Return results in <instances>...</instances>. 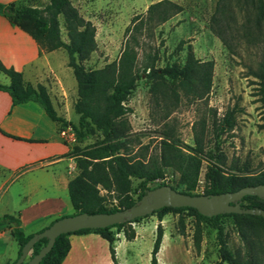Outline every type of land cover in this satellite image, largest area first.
<instances>
[{
    "label": "trees",
    "instance_id": "obj_1",
    "mask_svg": "<svg viewBox=\"0 0 264 264\" xmlns=\"http://www.w3.org/2000/svg\"><path fill=\"white\" fill-rule=\"evenodd\" d=\"M181 9V4L173 0L149 3L145 13L134 14L125 27L128 37L119 56L103 66L86 67L83 60L96 47V28L71 0H47L43 4L31 0L0 2V14L28 32L40 48L45 51L60 47L65 49L67 65L72 68L76 79L77 96L73 101V109L79 114L78 121L75 123L58 113L44 84L26 82L20 70L5 66L1 61L0 72L7 75L9 81H0V89L8 92L13 104L29 100L39 103L46 115L57 124L58 129L70 125L77 133L83 134L90 126L99 134L93 142L84 146H73L70 150L79 169L67 184L73 213L108 212L129 207L141 198L151 183L164 177L167 167L178 173L177 187H172L189 194L220 193L233 191L244 185L264 183V168L250 171L232 162L227 164L226 155L218 141L215 142L214 151L205 150L204 137L208 127L205 116L199 120L200 131L195 132L194 144L183 142L165 120L159 130V141L154 151H148L149 145L143 144L132 130L127 117L131 111L127 100L138 80L142 79L147 83L152 102L162 109L163 119L169 117L173 107L183 98L187 101L203 98L211 88L213 60L200 59L191 50H188L182 61L174 60L164 65L157 64V51H144L139 57L138 34L142 32L144 25L149 27L162 23ZM236 11L243 13L245 21L233 31L231 20H235ZM59 15L63 17L67 40L61 37ZM210 28L231 51L234 48L230 39L237 36H244L252 42L263 41L264 0H216ZM250 73L256 79L255 93L262 106V122L259 126L264 128V58L258 62L256 68L250 69ZM234 112L235 108L226 109L217 121L216 111L213 110L210 122L217 130V135L233 128ZM135 145L137 148L134 150ZM204 162L202 190L199 191L197 188L200 186ZM134 179L138 181L134 188L137 191L136 197L132 195ZM114 199L116 201L108 205V201ZM240 203L244 207L264 209V197L257 194H245ZM185 209L199 218L211 221L217 228L219 256L223 262L259 264L253 254V245L264 234L262 214L224 212L207 216L192 206L172 205L161 206L147 214H156L161 220L167 212H181ZM145 215L106 226L82 227L62 232L55 237L52 247L38 264H60L70 247L69 234L89 231L99 233L108 241L110 256L118 264L115 252L117 233L122 230L126 239L134 238L135 229L131 222L138 221ZM224 215H231L235 219L240 234L248 244L244 253L229 248L219 222V218ZM4 229H9L12 238L16 240L18 256L22 246L34 232L26 233L22 229L17 213H4L0 216V230ZM162 236L163 226L158 222L150 264H159L157 253L161 250ZM46 242L45 236L35 240L29 256L37 253Z\"/></svg>",
    "mask_w": 264,
    "mask_h": 264
},
{
    "label": "rangeland",
    "instance_id": "obj_2",
    "mask_svg": "<svg viewBox=\"0 0 264 264\" xmlns=\"http://www.w3.org/2000/svg\"><path fill=\"white\" fill-rule=\"evenodd\" d=\"M31 1L43 4L47 0ZM154 1L157 0H71L96 28V47L83 60L85 66L100 67L117 58L128 37L125 27L130 23L132 16L145 13L149 3ZM173 1L181 4L180 11L162 23L149 27L144 25L142 32L138 34L139 57L144 51H157V64L164 65L174 60L182 61L188 50H191L200 59L213 60L212 85L205 97L192 101L183 98L173 107L169 117L163 119L162 109L152 102L147 83L142 79L138 80L136 88L127 100L131 107L127 117L132 130L137 133L143 144L149 145L148 151H154L159 141V130L165 120L183 142L194 144L195 132L200 131L199 120L205 116L208 120L204 137L205 150L214 151L215 142L218 141L226 155L227 164L232 162L250 171L264 168V128L259 126L262 122V106L255 93L256 79L250 73V69L256 68L258 62L264 58V40L252 42L244 36H237L230 39L234 48V51H231L210 28L216 0ZM235 13V20H231L233 31L245 21L243 13ZM59 20L61 37L67 40L62 15H59ZM53 56L57 72L66 78L63 87L58 82H54V86L50 83L54 107L58 113L76 118L78 114L73 109V101L77 96L76 79L72 68L67 65V53L64 48H60ZM0 76V80H9L4 73H0ZM51 76L57 80V77ZM228 108H235L234 126L217 135V130L210 122L213 110L216 111L218 121ZM98 137V132L89 126L83 134L75 130L71 144L84 146ZM136 148L137 145L133 149ZM204 168L205 162L200 175V186L197 188L199 191L202 190ZM177 179L178 173L167 167L164 177L151 183L149 189L164 185L177 187ZM137 182V179L133 180L134 197L137 196L134 189ZM23 187V181H16L6 192L0 191V216L5 209L17 207L25 202L24 197L18 196ZM59 193L66 197L67 189H60ZM115 201L109 200L108 205ZM73 211V206L69 204L67 215ZM158 222L163 226V242L160 252L157 253L159 264H227L219 256L217 228L211 221L199 218L187 209L181 212H167L161 220L156 214H147L138 221L131 222L134 229V224H138V235L135 240H128L127 243L119 245L120 258L127 264H150ZM219 222L229 248L244 253L248 244L240 234L233 216H221ZM3 240L6 252L14 253L17 250L18 244L9 234ZM253 254L259 264H264V234L255 240Z\"/></svg>",
    "mask_w": 264,
    "mask_h": 264
},
{
    "label": "crops",
    "instance_id": "obj_3",
    "mask_svg": "<svg viewBox=\"0 0 264 264\" xmlns=\"http://www.w3.org/2000/svg\"><path fill=\"white\" fill-rule=\"evenodd\" d=\"M9 1L13 0H0L1 3ZM60 48L43 50L28 32L0 14V61L20 70L26 82L44 84L53 104L51 84L58 82L63 87L66 83L53 64V55ZM4 80L0 81H9ZM64 117L77 123L79 114L76 118ZM59 131L39 103L29 100L13 104L8 92L0 89V191L6 192L16 181H23L24 187L18 196L25 200L17 207L5 209L3 214L17 213L26 233L39 231L56 218L69 214L68 190L66 197L59 190L67 189L69 179L79 169L75 156L70 153L71 141ZM137 225L134 224L135 229ZM7 234L11 236L9 229L0 230V264H11L18 257V248L14 253L6 252L3 238ZM137 235V229L132 239H126L122 230L117 233L118 264H127L119 256V245L135 240ZM69 241L70 247L60 264H115L108 241L97 232H72Z\"/></svg>",
    "mask_w": 264,
    "mask_h": 264
},
{
    "label": "water",
    "instance_id": "obj_4",
    "mask_svg": "<svg viewBox=\"0 0 264 264\" xmlns=\"http://www.w3.org/2000/svg\"><path fill=\"white\" fill-rule=\"evenodd\" d=\"M245 194H257L264 197V183L244 185L233 191L212 194H189L164 185L149 189L133 205L108 212L86 211L63 215L53 220L48 226L34 232L22 246L21 252L11 264H38L40 259L52 247L55 237L68 231L82 227H101L112 223L133 219L152 212L164 205L192 206L201 214L211 216L224 212H249L262 214L264 209L258 207H244L240 200ZM47 237V242L32 256H29L31 246L40 237Z\"/></svg>",
    "mask_w": 264,
    "mask_h": 264
},
{
    "label": "built area",
    "instance_id": "obj_5",
    "mask_svg": "<svg viewBox=\"0 0 264 264\" xmlns=\"http://www.w3.org/2000/svg\"><path fill=\"white\" fill-rule=\"evenodd\" d=\"M59 132L66 140H74L75 130L72 126L67 125L61 128Z\"/></svg>",
    "mask_w": 264,
    "mask_h": 264
}]
</instances>
